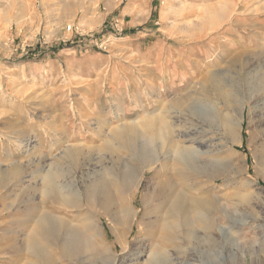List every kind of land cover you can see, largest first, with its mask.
<instances>
[{
	"label": "rangeland",
	"instance_id": "obj_1",
	"mask_svg": "<svg viewBox=\"0 0 264 264\" xmlns=\"http://www.w3.org/2000/svg\"><path fill=\"white\" fill-rule=\"evenodd\" d=\"M261 97L264 0H0V175L20 165L25 177L0 188V264L18 257L8 247L29 219L22 209L32 200L23 201L22 189L41 167L36 159L49 163L65 147L91 149L103 157L110 188L133 149L168 154L174 162L189 126L199 129L194 136L220 137L219 155L241 157L250 174L218 178L205 196L177 175L168 184L157 176L151 189L158 184L163 192L155 201L142 198L153 176L147 172L133 202L142 226L164 215L176 220L169 202L175 194L169 197L166 186L176 195L182 187L194 198L210 195L217 206L214 240L199 224L194 236L180 227L167 264H264V177L257 163L264 113L254 105ZM152 121L160 129L155 136L147 127ZM83 160H61L63 179L69 182ZM241 178L254 183L243 186ZM53 207L46 199L44 209L55 213ZM61 215L72 218L69 208ZM102 220L113 242L110 223ZM139 229L134 225L131 246ZM51 250L56 264H71Z\"/></svg>",
	"mask_w": 264,
	"mask_h": 264
},
{
	"label": "bare ground",
	"instance_id": "obj_2",
	"mask_svg": "<svg viewBox=\"0 0 264 264\" xmlns=\"http://www.w3.org/2000/svg\"><path fill=\"white\" fill-rule=\"evenodd\" d=\"M231 95L233 100L237 99L235 94ZM254 105L256 107L259 105L258 110L264 113V97L256 100ZM180 117L186 119V115ZM224 119L229 122L230 115L225 114ZM147 127L152 133L150 136H155L160 131L153 121ZM189 127L182 130V143L175 145L174 162L168 154H164L165 156L161 158L152 157L147 151L133 149L132 157L127 161L123 174L117 177L119 179L113 185L111 183L110 188L107 186L105 176L107 173L100 163L103 157L91 149L86 152L83 147L75 150L65 147L59 150L57 154L59 157L54 156L49 163L48 158L36 159V165L39 163L41 167L30 173L31 184L22 189L26 198L23 201L32 200L22 209L29 218L26 222L32 220L34 223L30 225L24 222L20 226L19 234L22 238L13 239L8 247L18 252V257L10 261L13 264H56L57 257L54 252L52 256L50 250L53 249L52 252L57 249L58 255L68 257L71 264H138L144 256H147L146 264H167L169 260L167 247L179 238V228L194 236L196 224L202 226L211 243L214 240L213 229L216 226L214 216L217 211L213 198L210 195L201 198L191 197L189 192H184L186 189L183 187L177 190L176 195V191L166 186L167 179L177 175L182 183H186L189 190L196 189L203 196L215 188L218 178L234 179L239 175L245 177V174L247 176L250 173L247 162L241 157L230 152L223 156L219 155L224 147L223 144L221 145L220 137L194 136L195 131L199 129L193 127L194 131ZM260 152L257 157L258 174L264 177V147ZM80 157L84 162L79 172H77L78 168H75L69 182L64 180L61 160L68 158L77 161ZM110 168L114 171L113 167ZM22 170L23 167L20 165H14L10 170L2 171L0 188L12 180L20 181V177H23ZM147 172H151L153 176L148 177L141 192L143 200L147 195H151L155 201L160 198V186L157 184V187L151 189L153 183L151 181L157 176L163 177L167 181V184H164L168 187L166 192L169 197L175 194L169 201L170 213L173 214L171 216L176 217L175 221L166 218L168 216L163 213L165 217H161V222L142 226L143 223L139 219L140 209L134 206L133 202L142 188ZM77 173H80L81 179H78ZM239 182L243 186H251L254 183L253 180L242 178ZM36 193L42 197L40 202L35 201ZM46 199L55 205L53 207L55 213L44 209ZM67 207L72 213V218L68 217L70 220L66 218L67 215H61L64 208L68 210ZM104 217L110 223L113 242L107 239L109 233L103 225ZM134 225L140 229L134 238V246H131L129 237L133 233ZM118 246L119 250H117Z\"/></svg>",
	"mask_w": 264,
	"mask_h": 264
}]
</instances>
